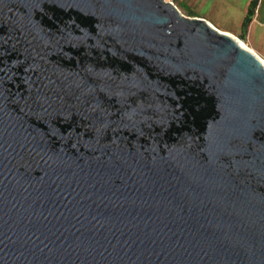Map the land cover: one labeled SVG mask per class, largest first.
I'll use <instances>...</instances> for the list:
<instances>
[{"label":"water","instance_id":"1","mask_svg":"<svg viewBox=\"0 0 264 264\" xmlns=\"http://www.w3.org/2000/svg\"><path fill=\"white\" fill-rule=\"evenodd\" d=\"M0 264H264L258 55L165 0H0Z\"/></svg>","mask_w":264,"mask_h":264},{"label":"crops","instance_id":"2","mask_svg":"<svg viewBox=\"0 0 264 264\" xmlns=\"http://www.w3.org/2000/svg\"><path fill=\"white\" fill-rule=\"evenodd\" d=\"M254 0H177L184 13L210 22L246 43L254 52L264 53V0H257L250 23H244ZM255 52V53H256Z\"/></svg>","mask_w":264,"mask_h":264},{"label":"flooded vegetation","instance_id":"3","mask_svg":"<svg viewBox=\"0 0 264 264\" xmlns=\"http://www.w3.org/2000/svg\"><path fill=\"white\" fill-rule=\"evenodd\" d=\"M19 62L16 63V65H14V69H15V73L17 74V78L20 80L21 79V74H22V69H21V64L20 65H17ZM138 74H142L141 72H138ZM59 81V80H58ZM58 81H57V85H58ZM119 80L118 79H115L113 81V87L115 88H118L119 85ZM144 86H147V84L144 82ZM61 89H62V93H67L69 95H71L72 97H70L71 99V107H73L72 109H69V111H72V112H80V113H83L85 115L88 116V121L87 122H84V125H82L83 127H86L85 125L89 124L88 128H93V126H95V119L94 117L96 116V106H94L93 102H96V101H102V95H97V94H91L89 95L88 97V103L86 104H83L81 106H76L75 104H73L74 102H79L81 101V97L82 95L81 94H78L80 93L81 91L84 90V87L80 90L78 87L76 88H67V87H64V86H60ZM57 90H59V87L56 88ZM79 90V91H78ZM151 88H147L146 91H141V90H138L137 87L136 88H132V93L138 95V96H142L144 92H151ZM58 92V91H57ZM72 92V93H71ZM59 93V92H58ZM153 94V93H151ZM59 94L56 95V99L58 100L59 98ZM144 98V97H143ZM120 97L118 96H113L112 99L110 100V106H106L105 104H103V106L100 107V111H101V114H99V116H102L104 115V112L105 111H111L112 114H111V117L113 118H119L120 117V114H119V108L122 107L124 104H125V101L122 99V102H120ZM129 99V102H131V104L129 106L126 107V109L124 111H127L130 113L127 114V113H123V114H127V116H123L124 117V121H125V124L122 126V127H119V125L117 123H114L113 126L116 128V131H124L126 133H129V132H132V96H129L128 97ZM155 103H156V100L154 99ZM162 105L161 101H159L157 104L155 105H151L152 107L154 108H158L157 106L158 105ZM164 104V103H163ZM75 108L79 109V110H76ZM168 116L171 115V113L167 114ZM75 117H77V114H75ZM97 117V120L101 122V119L102 117ZM158 121V119L156 120V122ZM123 123V121H122ZM156 124V123H155ZM87 128V127H86ZM185 132L184 131H180L179 133V137L183 140V142H193L195 141L194 138H188V137H185Z\"/></svg>","mask_w":264,"mask_h":264},{"label":"rangeland","instance_id":"4","mask_svg":"<svg viewBox=\"0 0 264 264\" xmlns=\"http://www.w3.org/2000/svg\"><path fill=\"white\" fill-rule=\"evenodd\" d=\"M165 1H169V2H173L179 9H180V11L184 14V15H186V16H188V14H186V13H184V11H182V8L184 9V8H186L184 5H182L181 4V7H180V4H179V2H177V0H165ZM256 52V51H255ZM263 60H264V53H258V52H256Z\"/></svg>","mask_w":264,"mask_h":264},{"label":"trees","instance_id":"5","mask_svg":"<svg viewBox=\"0 0 264 264\" xmlns=\"http://www.w3.org/2000/svg\"><path fill=\"white\" fill-rule=\"evenodd\" d=\"M256 6H257V0H254V1L252 2L251 7H250V13H249V15L247 16V18H246V20H245V23H244L245 27H247V26L249 25V23H250V18H251V13L254 11V8H255Z\"/></svg>","mask_w":264,"mask_h":264},{"label":"bare ground","instance_id":"6","mask_svg":"<svg viewBox=\"0 0 264 264\" xmlns=\"http://www.w3.org/2000/svg\"><path fill=\"white\" fill-rule=\"evenodd\" d=\"M242 44L247 47L248 49L252 50L246 43H244L242 40H241ZM257 54V53H256ZM258 55V54H257ZM258 57L260 58V60L262 61V63L264 64V60L258 55Z\"/></svg>","mask_w":264,"mask_h":264}]
</instances>
